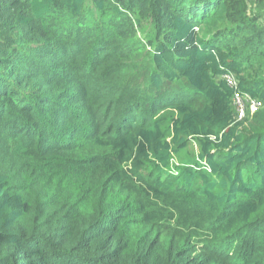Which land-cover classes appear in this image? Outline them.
I'll list each match as a JSON object with an SVG mask.
<instances>
[{"label": "trees", "instance_id": "16d2710c", "mask_svg": "<svg viewBox=\"0 0 264 264\" xmlns=\"http://www.w3.org/2000/svg\"><path fill=\"white\" fill-rule=\"evenodd\" d=\"M247 10L0 0V264H264V0ZM225 73L262 101L244 120Z\"/></svg>", "mask_w": 264, "mask_h": 264}, {"label": "built area", "instance_id": "2783aa9c", "mask_svg": "<svg viewBox=\"0 0 264 264\" xmlns=\"http://www.w3.org/2000/svg\"><path fill=\"white\" fill-rule=\"evenodd\" d=\"M221 77L234 90L231 96V106L236 120H244L248 114H253L262 107L261 100L251 96L240 88L239 81L234 74L225 73Z\"/></svg>", "mask_w": 264, "mask_h": 264}, {"label": "rangeland", "instance_id": "374dc122", "mask_svg": "<svg viewBox=\"0 0 264 264\" xmlns=\"http://www.w3.org/2000/svg\"><path fill=\"white\" fill-rule=\"evenodd\" d=\"M246 1L248 4V10H247L248 13H251L255 8H257L259 0H246ZM142 41L146 43V40L144 38L142 39ZM258 72H260V70L253 71V75ZM250 76L252 75L250 71H248V73H246V77H250Z\"/></svg>", "mask_w": 264, "mask_h": 264}]
</instances>
